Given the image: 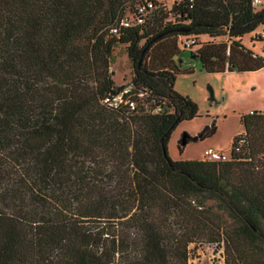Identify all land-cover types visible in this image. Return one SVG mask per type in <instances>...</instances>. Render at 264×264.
<instances>
[{"label": "trees", "instance_id": "1", "mask_svg": "<svg viewBox=\"0 0 264 264\" xmlns=\"http://www.w3.org/2000/svg\"><path fill=\"white\" fill-rule=\"evenodd\" d=\"M259 28L252 0H0V264H188L198 241L264 264V109L240 115L226 159L166 150L197 114L172 86L193 70L178 35L208 37L188 49L206 71L253 70L264 55L241 37ZM116 42L132 62L119 85ZM126 85L133 108L102 101Z\"/></svg>", "mask_w": 264, "mask_h": 264}, {"label": "rangeland", "instance_id": "2", "mask_svg": "<svg viewBox=\"0 0 264 264\" xmlns=\"http://www.w3.org/2000/svg\"><path fill=\"white\" fill-rule=\"evenodd\" d=\"M174 19L173 15L167 16ZM165 19V18H164ZM253 37H264L260 28L251 33ZM185 35H178L180 44ZM248 34L241 37L264 55V40H248ZM207 36L198 35L195 43L190 45L194 50L197 44ZM187 39V38H186ZM216 39H220L216 36ZM197 43V44H196ZM186 55V63L192 67L190 72H177L173 88L189 95L197 103V114L189 119L179 121L171 130L166 142L167 154L173 159L202 158L206 146L227 152L234 134L243 130L240 115L250 110L264 109V65L253 70L206 71L202 69L194 56ZM110 76L116 85L129 81L132 75V62L125 51L124 43L116 42L109 60ZM215 125V131L209 136L193 139L205 125ZM191 138L180 152L177 141L184 136ZM182 140V139H181ZM212 208L221 214L225 221H230L227 213L216 208L214 200H208ZM223 260L221 244L211 241H198L189 244L188 264H220Z\"/></svg>", "mask_w": 264, "mask_h": 264}, {"label": "built area", "instance_id": "3", "mask_svg": "<svg viewBox=\"0 0 264 264\" xmlns=\"http://www.w3.org/2000/svg\"><path fill=\"white\" fill-rule=\"evenodd\" d=\"M263 2H264V0H252V4L255 7H258ZM148 4L151 5V2H149ZM141 9H142V7L140 6L139 10H141ZM120 22L122 24L126 25V24H128V19L122 18ZM113 30H115V27H113ZM194 40H195L194 36L185 37V40L180 44V46L181 47L184 46V47L188 48L190 45H193L195 43ZM128 89H129V86L126 85L121 90H119L117 93L103 97L102 101L104 103H106L107 105L112 106V107L119 106L123 102L126 105H128L130 108H133L135 106L136 101L133 98H131L129 96V94H127ZM139 94H141V93H139ZM159 109H160V107L157 106L154 110H159ZM228 155H229L228 151L225 152L221 149L212 147L211 145L206 146L203 149V156H204V158H207V159H226V158H228Z\"/></svg>", "mask_w": 264, "mask_h": 264}, {"label": "crops", "instance_id": "4", "mask_svg": "<svg viewBox=\"0 0 264 264\" xmlns=\"http://www.w3.org/2000/svg\"><path fill=\"white\" fill-rule=\"evenodd\" d=\"M202 36H204V35H202ZM188 49H190V48H184V51H182L179 55H176L175 56V60L180 64H185L186 63V55L188 54V53H190L189 51H188ZM189 56L191 57V56H193L192 55V53H190L189 54ZM230 147V146H229ZM229 149V148H228Z\"/></svg>", "mask_w": 264, "mask_h": 264}, {"label": "water", "instance_id": "5", "mask_svg": "<svg viewBox=\"0 0 264 264\" xmlns=\"http://www.w3.org/2000/svg\"><path fill=\"white\" fill-rule=\"evenodd\" d=\"M192 55L194 56V54H192ZM192 138L193 139H196L197 138V135H194ZM182 141H183V139H182Z\"/></svg>", "mask_w": 264, "mask_h": 264}]
</instances>
